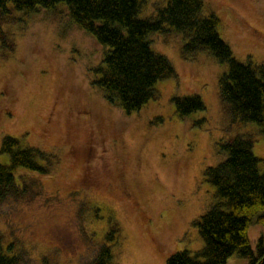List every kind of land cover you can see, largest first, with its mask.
Segmentation results:
<instances>
[{
	"label": "rangeland",
	"instance_id": "374dc122",
	"mask_svg": "<svg viewBox=\"0 0 264 264\" xmlns=\"http://www.w3.org/2000/svg\"><path fill=\"white\" fill-rule=\"evenodd\" d=\"M203 1V14L219 17L234 55L264 65V0ZM165 4L145 0L139 17ZM12 15L4 29L15 48L0 45V163L10 164L1 146L11 135L40 149L49 170L14 171L16 187L0 199L5 249L19 264H94L106 244L112 264H167L177 251L197 254L204 241L194 222L216 202L204 171L226 158L218 142L249 134L264 171L260 126L234 122L221 97L228 64L209 50L186 56L187 37L167 24L148 38L177 76L159 80L158 97L127 114L95 84L109 47L72 20L66 3ZM191 95L206 109L181 116L173 98ZM263 235L252 222L253 248ZM247 263L235 253L226 264Z\"/></svg>",
	"mask_w": 264,
	"mask_h": 264
},
{
	"label": "trees",
	"instance_id": "16d2710c",
	"mask_svg": "<svg viewBox=\"0 0 264 264\" xmlns=\"http://www.w3.org/2000/svg\"><path fill=\"white\" fill-rule=\"evenodd\" d=\"M12 2V6H10ZM145 0H0V45L14 50L15 41L4 24L15 21L13 9L30 13L39 7L51 8L66 3L70 17L95 39L109 47L95 84L110 101L116 99L127 114L139 111L158 97L159 80L177 76L169 58L155 51L148 38L153 32H166L170 25L187 37L186 56L209 50L228 70L220 78V93L234 122L252 121L264 134V65L240 61L218 31L219 17L204 15L203 0H166L155 16L140 18ZM177 112L186 116L205 110L200 95L173 98ZM253 138L240 133L218 142V150L226 158L208 166L205 179L215 188L216 202L194 223L204 246L195 255L180 250L167 259V264H226L237 253L247 264H264V235L253 248L249 236L252 222L264 227V171L261 159L253 151ZM1 151L8 154L10 164L0 163V199L16 187L14 171L27 168L47 173L40 163L43 152L36 147H23L21 139L5 135ZM118 229L113 225L107 239L113 240ZM113 253L103 245L94 264H112ZM20 257L4 247L0 231V264H19Z\"/></svg>",
	"mask_w": 264,
	"mask_h": 264
}]
</instances>
